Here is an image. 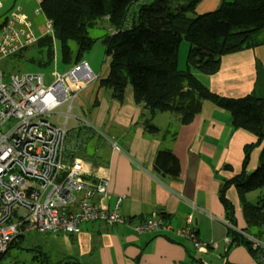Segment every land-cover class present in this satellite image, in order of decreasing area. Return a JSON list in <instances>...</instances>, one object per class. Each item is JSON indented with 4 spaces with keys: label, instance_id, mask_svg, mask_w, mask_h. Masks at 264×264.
<instances>
[{
    "label": "crops",
    "instance_id": "0c3cea01",
    "mask_svg": "<svg viewBox=\"0 0 264 264\" xmlns=\"http://www.w3.org/2000/svg\"><path fill=\"white\" fill-rule=\"evenodd\" d=\"M42 1L6 0L4 12L19 3L18 7L29 19L35 11L33 8ZM221 3L222 0H202L197 14L214 11ZM259 41L264 42V34ZM197 77L213 93L223 97L241 98L254 93L264 98V44L224 55L216 74H197ZM90 85L79 95V113L70 124L68 147H79L86 180L93 176L110 179L109 193L98 201L113 207L120 197L125 217L165 215L175 230L185 227L186 218L191 214L197 238L214 246L197 249L191 241L177 238L173 233L138 236L124 225L86 223L79 234L68 235L75 252L64 259L72 258L78 264H264L244 246L228 248L225 210L220 200L224 182L242 172L244 147L256 143L257 137L246 130H235L228 111L205 102L192 123L179 128L176 141L170 145L144 131L143 122L148 112L143 105L136 104L130 85L122 104L113 99L109 90L101 88L98 81ZM82 120H87L91 127L80 126ZM154 123L165 130L170 125L176 126L178 118L163 113ZM112 144H116L120 152L115 151ZM169 146L180 162L178 178L163 177L154 169L157 153ZM263 149L264 142L253 149L247 173L258 167ZM67 155L71 157L69 152ZM258 191L246 195L249 203L258 204L264 190L259 194ZM226 196L235 208L236 229H245L237 190L230 187ZM251 198H257L253 201L255 204Z\"/></svg>",
    "mask_w": 264,
    "mask_h": 264
},
{
    "label": "trees",
    "instance_id": "16d2710c",
    "mask_svg": "<svg viewBox=\"0 0 264 264\" xmlns=\"http://www.w3.org/2000/svg\"><path fill=\"white\" fill-rule=\"evenodd\" d=\"M140 1L43 0L40 5L45 18L52 22L53 35L46 34L35 44L47 51L46 60H39V65L51 62L55 38L61 45L62 61L76 66L81 62L80 56L97 41L89 36V29L106 22L114 31L101 40L111 61L109 74L98 81L99 86L109 90L113 99L122 104L130 85L136 104L143 105L148 112L143 122L147 134L156 135L171 145L177 139L179 128L192 123L205 102L228 111L235 130H246L257 137L256 143L244 147L242 172L225 181L220 189L228 222V248L244 246L254 258L264 261V253L254 249L246 237L264 240V195L256 205L246 198L248 193L264 188V149L256 170L246 172L251 152L264 142V98L254 93L241 98L220 96L193 72L214 75L224 55L264 44L259 41L264 34V0H223L217 9L203 14H197L202 0H153L139 4ZM135 4H139L137 9H133ZM194 13L195 17L189 16ZM184 42L189 44V50L186 66L180 69L179 54ZM71 44L76 45V54ZM27 49L17 57H22ZM163 113L176 116V126L160 129L154 120ZM154 169L163 177L180 176V162L172 147L157 153ZM230 187L237 189L246 223V228L240 231L236 229L235 208L226 196ZM161 217L170 220L168 216ZM24 240V236L14 240L10 250L19 248ZM10 250L0 257V264H4L3 259ZM24 250L32 254L29 264H52L48 255L38 248ZM72 262L77 263L67 258L55 264ZM15 263L28 264L26 261Z\"/></svg>",
    "mask_w": 264,
    "mask_h": 264
},
{
    "label": "built area",
    "instance_id": "2783aa9c",
    "mask_svg": "<svg viewBox=\"0 0 264 264\" xmlns=\"http://www.w3.org/2000/svg\"><path fill=\"white\" fill-rule=\"evenodd\" d=\"M5 1L0 0V61L39 40L20 7L4 12ZM36 15L44 16L40 4ZM45 20L48 34L53 35L52 22ZM45 80L39 73L11 74L0 69V257L28 232L75 235L86 223L124 225L138 236L173 233L197 249L214 246L197 238L191 214L186 226L175 230L162 217H125L120 197L113 207L102 205L98 199L109 193L110 179L93 176L86 180L79 147H68L69 123L76 118L74 105L81 92L99 77L84 62L65 74H56L48 86ZM64 105L68 112L57 114ZM61 118L64 123L59 122ZM80 126L91 127L87 120ZM112 147L120 152L116 144ZM246 237L254 249L264 253L263 241Z\"/></svg>",
    "mask_w": 264,
    "mask_h": 264
},
{
    "label": "rangeland",
    "instance_id": "374dc122",
    "mask_svg": "<svg viewBox=\"0 0 264 264\" xmlns=\"http://www.w3.org/2000/svg\"><path fill=\"white\" fill-rule=\"evenodd\" d=\"M153 0H141L139 4L149 3ZM223 1V0H222ZM231 1V0H226ZM139 4H135L133 6V9H137ZM8 5V2L6 3V6ZM19 6V3L18 5ZM37 6V7H36ZM34 12H32L31 17L29 18V21L33 27V30L37 36L38 39L48 34V29L46 26V20L44 16L36 15V11L38 9V5H36ZM132 12V11H131ZM190 17H195L196 14H190ZM112 27L108 26L106 22H103L101 24H98L96 27H93L89 29V36L97 39V41L92 45L91 49L89 51H86L83 53L79 60L80 63H87L90 68L93 70L96 76H99V80L104 79L108 76L109 70H110V57L106 56L105 52V46L102 43V38L108 34H113ZM38 42V41H37ZM36 44V43H35ZM32 45V47H29L26 51L23 52L22 57L12 56L9 58H5L2 61H0V69L5 71L8 70L11 72V74L16 73H39L43 74L46 78L45 83L46 85H50L55 80L56 74H65L69 70L72 69L73 63L65 64L62 61V51H61V45L58 40L53 38V56L52 60L48 65L40 66L39 60H46V49L40 48L38 45ZM72 48L76 54V45L71 44ZM189 44L184 42L180 48V59H179V67L180 69H184L186 66V54L188 51ZM31 59L35 61H30ZM196 75H201L197 71H193ZM201 80V79H200ZM202 81V80H201ZM90 85V84H89ZM92 85H90L91 87ZM109 92V91H108ZM82 96V94H81ZM74 105L72 114L76 115L78 114V109L80 107V98ZM67 113L68 107L67 105L62 106L61 108L56 110V113ZM82 117V116H80ZM83 118V117H82ZM54 119L56 117L54 116ZM60 123H64L65 119L61 118ZM73 120L69 123V132L71 131L70 124L72 125ZM69 141L70 142V133H69ZM256 170V169H255ZM254 170V171H255ZM253 171V172H254ZM235 188V187H234ZM236 189V188H235ZM237 190V189H236ZM264 190V188H263ZM261 189L258 191V194L260 192H263ZM238 194V192H237ZM239 197V195H238ZM239 199V198H238ZM257 198H251L252 203ZM240 201V199H239ZM25 240L19 244V248L15 247L10 250L8 255L3 259L4 264H14L17 261H26L28 264L30 263V258L32 254L26 250L31 249H39L40 251L44 252L48 255L49 260L52 264H55L57 262L62 261L67 256H72L75 252V247L73 246V242L71 241L70 237L66 234L61 235H51L48 233H38L36 231L28 232L24 235Z\"/></svg>",
    "mask_w": 264,
    "mask_h": 264
},
{
    "label": "water",
    "instance_id": "95a60500",
    "mask_svg": "<svg viewBox=\"0 0 264 264\" xmlns=\"http://www.w3.org/2000/svg\"><path fill=\"white\" fill-rule=\"evenodd\" d=\"M10 250V247L7 249V251L5 252V254Z\"/></svg>",
    "mask_w": 264,
    "mask_h": 264
}]
</instances>
